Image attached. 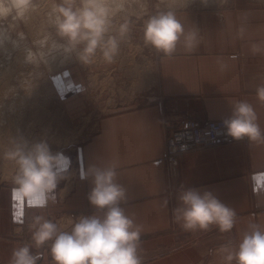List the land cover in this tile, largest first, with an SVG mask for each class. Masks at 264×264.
<instances>
[{
  "label": "crops",
  "instance_id": "1",
  "mask_svg": "<svg viewBox=\"0 0 264 264\" xmlns=\"http://www.w3.org/2000/svg\"><path fill=\"white\" fill-rule=\"evenodd\" d=\"M169 10L186 34H196V47L189 51L182 37L170 55L154 49V89L144 91L140 106L89 112L94 121L88 135L58 150L70 158L71 168L70 178L55 190L56 203L38 208L21 198L12 182L0 184V264H9L13 249L31 242L29 225L36 215L65 230L81 215H103L90 205V178L82 180L80 173L113 159L119 160V182L127 189L121 206L143 226V264H224L222 246L235 249L249 223L264 225V145L232 138L181 153L173 165L163 158L172 129L187 120L222 123L234 100L251 103L264 130V104L256 99L257 87L264 85V4L227 0ZM253 45L262 51L253 54ZM181 185L211 190L236 211L234 228L184 231L173 217ZM50 243L32 247L33 254H41L38 264H53Z\"/></svg>",
  "mask_w": 264,
  "mask_h": 264
},
{
  "label": "clouds",
  "instance_id": "2",
  "mask_svg": "<svg viewBox=\"0 0 264 264\" xmlns=\"http://www.w3.org/2000/svg\"><path fill=\"white\" fill-rule=\"evenodd\" d=\"M208 2L200 0L204 6ZM132 3L133 0H43L47 27L33 41V47L25 50L23 62L39 68L53 53L60 52L84 66L94 64L98 55L106 64L115 63L132 28L127 17L117 27V17L127 12ZM41 8L38 0H0V26L27 25ZM140 14L147 16L142 25L145 45L170 55L183 37L189 51L196 47V34L185 33L174 11L157 10L150 14L147 5L140 3ZM49 29L54 30L62 43L53 38ZM251 50L253 54L262 51L259 45H253ZM19 87L30 96L35 88L33 74H22ZM16 92V86H12L3 94ZM256 99L264 104V85L257 87ZM231 107V116L222 120L226 135L237 141L247 138L250 143L264 145V130L254 106L247 100H234ZM9 143L11 146L0 159L14 166L12 183L16 192L38 208H46L49 201L56 203L55 190L70 178V158L63 152H53L45 138L31 142L18 135L10 138ZM118 168L119 160L113 159L103 167L90 166L80 173V179L90 178L87 196L90 205L103 215H81L70 221V230L43 215L34 216L29 225L31 242L14 248L9 264H38L41 254H33L32 247L40 249L48 242L53 264H143L140 254L143 226L121 206L128 196L119 182ZM177 200L174 221L186 232L208 231L213 226L220 232H230L235 226L236 211L207 188L181 185ZM167 203L165 199V207ZM219 252L224 264H264V225L249 223L237 248L224 245Z\"/></svg>",
  "mask_w": 264,
  "mask_h": 264
},
{
  "label": "rangeland",
  "instance_id": "3",
  "mask_svg": "<svg viewBox=\"0 0 264 264\" xmlns=\"http://www.w3.org/2000/svg\"><path fill=\"white\" fill-rule=\"evenodd\" d=\"M224 1L227 0H209L207 6L213 7ZM256 1L264 4V0ZM133 2L127 14L121 13L122 16L117 17L118 27L123 17L128 15L132 28L113 64H106L98 55L94 64L84 66L74 57L65 58L62 53L56 52L39 68L26 65L23 62L25 50L33 47V41L47 27L43 0H38L42 4L41 11L34 14L27 25L0 26V40L3 32L6 35L5 40L2 39L3 45H0V110H4L0 111V156L11 146L10 138L18 135L31 142L45 138L52 151L56 152L81 142L88 135L94 121L89 112L141 105L145 98L144 91L154 89L157 71L154 48L144 43L142 25L147 16L140 14V3L147 5L150 14L173 7L204 5L200 0L187 4L184 0ZM49 30L53 38L62 43L54 30ZM9 64L11 69L4 74ZM30 72L34 76L35 88L28 96L19 87V80L22 74ZM12 86H16V94L5 96L3 93ZM150 95L149 98L154 97ZM14 171L11 163L0 159V184L12 182Z\"/></svg>",
  "mask_w": 264,
  "mask_h": 264
},
{
  "label": "built area",
  "instance_id": "4",
  "mask_svg": "<svg viewBox=\"0 0 264 264\" xmlns=\"http://www.w3.org/2000/svg\"><path fill=\"white\" fill-rule=\"evenodd\" d=\"M231 139L226 135V129L220 122L200 126L187 120L182 125L172 129L167 140V151L163 158L173 165L176 164L177 156L181 153L203 149Z\"/></svg>",
  "mask_w": 264,
  "mask_h": 264
},
{
  "label": "bare ground",
  "instance_id": "5",
  "mask_svg": "<svg viewBox=\"0 0 264 264\" xmlns=\"http://www.w3.org/2000/svg\"><path fill=\"white\" fill-rule=\"evenodd\" d=\"M133 3H134V2H133ZM134 8H136V7H134ZM129 10H130V8H129ZM132 10H133V9H132ZM132 10H131V11H132ZM137 10H139V9H137ZM135 12H138V11H135ZM125 13H126V12H125ZM126 14H127V13H126ZM120 15H121V14H120ZM123 15H124V14H123ZM121 16H122V15H121ZM127 16H128V15H127ZM127 16L125 15L123 18H125V17H127ZM128 17H129V16H128ZM128 17H127V18H128ZM119 18H120V17H119ZM120 20H121V19H120ZM1 33H2V31H1ZM4 34H5V33L3 32V34H2L3 36L1 37V40H0V45H3V44H2V43H3V42H2V39L5 40L4 37H5L6 35L4 36ZM14 47H15V46H14ZM3 48H5V47L3 46ZM5 51H6V50H5ZM11 53H12V52H11ZM11 53H10V54H11ZM12 58H13V57H12ZM0 60H1V59H0ZM0 65H1V64H0ZM4 65H5V64H4ZM21 66H22V65L20 64V67H21ZM17 67H19V66H17ZM10 69H11V65L9 64L8 66H6L5 70L3 69V70H4V74H5V72H6L7 70H10ZM34 69H35V68H34ZM30 73H31V72H30ZM58 79H59V78H58ZM55 81H56V80H55ZM59 81H60V79H59ZM55 83L58 85V82H55ZM130 86H131V85H130ZM19 89H20V88H19ZM128 90H129V89H128ZM17 94H18V93H17ZM123 96H124V95H123ZM4 98H5V97H4ZM123 98H124V97H123ZM0 111H1V112H4V110H0ZM5 114H6V113H5ZM12 115H13V114H12ZM3 116H4V115H3ZM3 124H5V123H3ZM3 124H2V125H3ZM63 223H64V222H63ZM69 225H70V224H69ZM63 228H64V227H63Z\"/></svg>",
  "mask_w": 264,
  "mask_h": 264
}]
</instances>
